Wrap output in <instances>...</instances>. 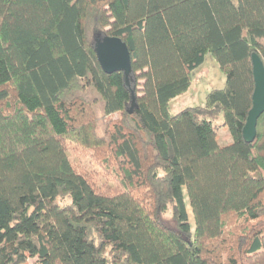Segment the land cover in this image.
I'll return each instance as SVG.
<instances>
[{"label": "trees", "instance_id": "trees-1", "mask_svg": "<svg viewBox=\"0 0 264 264\" xmlns=\"http://www.w3.org/2000/svg\"><path fill=\"white\" fill-rule=\"evenodd\" d=\"M101 32L131 52L132 115ZM208 54L225 87L172 114ZM253 54L264 0H0V264H264V115L243 138ZM67 141L115 184L95 190Z\"/></svg>", "mask_w": 264, "mask_h": 264}, {"label": "rangeland", "instance_id": "rangeland-1", "mask_svg": "<svg viewBox=\"0 0 264 264\" xmlns=\"http://www.w3.org/2000/svg\"><path fill=\"white\" fill-rule=\"evenodd\" d=\"M225 85L226 76L224 72L221 70L214 56L208 54L204 64L192 74V85L189 91L185 95L178 97L175 101H172L171 113L175 115L187 108L204 106L209 93L213 90H221ZM134 86L136 88V81H134ZM222 124L223 118L218 117L216 125L218 126L219 144L226 146L232 142V139ZM66 149L74 168L86 177L95 190L115 184L116 181L111 176L106 161L97 159L92 155L91 151L84 149L73 141H67ZM58 203L60 205H67L70 203V200L65 197L59 198ZM187 210L190 223L194 226V215L189 205ZM167 217H171V212H169ZM28 264H38L37 259H30Z\"/></svg>", "mask_w": 264, "mask_h": 264}, {"label": "water", "instance_id": "water-1", "mask_svg": "<svg viewBox=\"0 0 264 264\" xmlns=\"http://www.w3.org/2000/svg\"><path fill=\"white\" fill-rule=\"evenodd\" d=\"M93 48L98 62L106 74L121 72L125 87L131 93V102L127 112L132 115L138 109V101L134 86L135 75L132 66V56L128 45L118 37H111L107 33L94 36ZM253 77L255 89L252 96V108L249 111L243 138L247 144H252L257 137V126L264 115V63L259 55H252Z\"/></svg>", "mask_w": 264, "mask_h": 264}, {"label": "crops", "instance_id": "crops-1", "mask_svg": "<svg viewBox=\"0 0 264 264\" xmlns=\"http://www.w3.org/2000/svg\"><path fill=\"white\" fill-rule=\"evenodd\" d=\"M185 95V94H184ZM177 99V98H176ZM176 99H174V101L176 100Z\"/></svg>", "mask_w": 264, "mask_h": 264}]
</instances>
